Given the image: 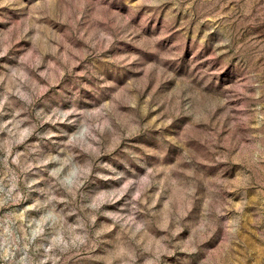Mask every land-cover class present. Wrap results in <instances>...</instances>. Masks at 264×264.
Instances as JSON below:
<instances>
[{"label": "rangeland", "instance_id": "1", "mask_svg": "<svg viewBox=\"0 0 264 264\" xmlns=\"http://www.w3.org/2000/svg\"><path fill=\"white\" fill-rule=\"evenodd\" d=\"M0 264H264V0H0Z\"/></svg>", "mask_w": 264, "mask_h": 264}]
</instances>
